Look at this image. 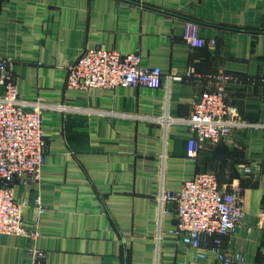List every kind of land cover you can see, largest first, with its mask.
<instances>
[{"label": "crops", "instance_id": "crops-1", "mask_svg": "<svg viewBox=\"0 0 264 264\" xmlns=\"http://www.w3.org/2000/svg\"><path fill=\"white\" fill-rule=\"evenodd\" d=\"M187 21L201 47L184 40ZM90 47L138 53L141 66L161 69L160 85L69 88V65ZM1 58L22 99L67 110H42L41 173L14 182L23 225L38 235L0 233V264L28 263L34 248L40 264H223L173 235L174 202L158 218L157 188L176 191L199 171L238 190L244 209L236 232L204 235L202 246L219 239L242 255L236 264H264V0H0ZM220 75L231 76L224 100L245 125L190 155L187 124L164 133L154 119L165 109L186 118Z\"/></svg>", "mask_w": 264, "mask_h": 264}, {"label": "built area", "instance_id": "built-area-1", "mask_svg": "<svg viewBox=\"0 0 264 264\" xmlns=\"http://www.w3.org/2000/svg\"><path fill=\"white\" fill-rule=\"evenodd\" d=\"M183 37L192 47L204 44L195 22L185 23ZM209 42L213 44L215 41ZM140 60L138 53L122 54L116 50L90 47L69 65L66 84L69 88L81 90L111 89L117 85L158 87L162 78L161 69L141 66ZM167 79L179 80L181 77L168 75ZM219 79L220 84L215 90L203 91L193 101L191 112L186 118L178 119L165 109L154 119L164 129V133L170 124L185 122L190 132L187 139L190 155H194L203 143H216L245 125L236 108L224 100L225 85L231 76L220 75ZM0 87V233L35 238L38 235L36 230H28L23 225L21 210L24 203L14 201V182L23 175L38 177L41 173L46 151L42 110L50 108L66 111L67 106L22 99L12 78L11 60L8 58L0 59ZM163 143L164 149L159 157L164 165L168 153L165 139ZM250 172V166L242 167V173ZM154 201L159 219L168 212L165 204L175 203L177 223L173 235L195 250L198 259L217 260L223 264L243 261L239 252L223 250L219 239L215 240L212 247L206 248L201 244L204 235L236 232L244 215L240 192L220 188L214 173L196 172L176 191H169L160 185L154 193ZM34 204L41 206L38 199ZM44 257V251L34 248L31 260L21 264H40Z\"/></svg>", "mask_w": 264, "mask_h": 264}]
</instances>
